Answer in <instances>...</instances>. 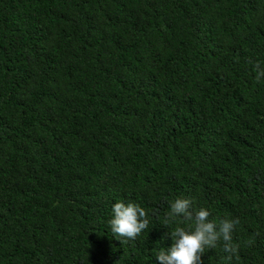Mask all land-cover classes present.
<instances>
[{
    "label": "trees",
    "instance_id": "16d2710c",
    "mask_svg": "<svg viewBox=\"0 0 264 264\" xmlns=\"http://www.w3.org/2000/svg\"><path fill=\"white\" fill-rule=\"evenodd\" d=\"M250 60L264 0H0V264H158L177 198L240 221L238 257L203 264H264ZM117 201L148 213L136 240L111 231Z\"/></svg>",
    "mask_w": 264,
    "mask_h": 264
},
{
    "label": "clouds",
    "instance_id": "9594fccd",
    "mask_svg": "<svg viewBox=\"0 0 264 264\" xmlns=\"http://www.w3.org/2000/svg\"><path fill=\"white\" fill-rule=\"evenodd\" d=\"M256 71V79L264 77V68L258 61H249ZM193 201L177 198L170 205L164 226L170 228L172 223L177 227L170 231L172 244L168 248H159L155 260L158 264H203L205 250L215 249L222 243L227 259L238 257L240 244L233 242V231L239 224L238 218L210 220L206 208L193 210ZM113 216L109 220L114 235L124 238L121 243L136 240L148 228L149 219L145 208L135 202L117 201L112 205ZM186 226H179L181 223ZM250 245L252 242L247 241Z\"/></svg>",
    "mask_w": 264,
    "mask_h": 264
}]
</instances>
